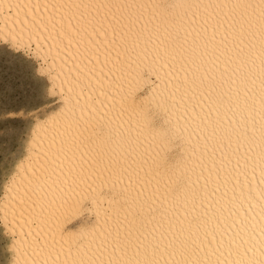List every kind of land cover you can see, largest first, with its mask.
<instances>
[{
    "label": "snow or ice",
    "instance_id": "6c2138e0",
    "mask_svg": "<svg viewBox=\"0 0 264 264\" xmlns=\"http://www.w3.org/2000/svg\"><path fill=\"white\" fill-rule=\"evenodd\" d=\"M18 148L0 264H264V0H0Z\"/></svg>",
    "mask_w": 264,
    "mask_h": 264
},
{
    "label": "bare ground",
    "instance_id": "6f19581e",
    "mask_svg": "<svg viewBox=\"0 0 264 264\" xmlns=\"http://www.w3.org/2000/svg\"><path fill=\"white\" fill-rule=\"evenodd\" d=\"M12 2H15V0H12ZM12 11H13V14H14L15 10L13 9ZM93 39L96 41L97 44H100L101 59H103V48H104V45L107 43V41L104 40L103 34H101L99 40H96L95 37H93ZM101 41H103V43H101ZM132 86H133V88H135L136 84L133 83ZM186 102L189 103V112L192 113L193 116H195V113L192 112V108H191V105L194 104L195 101H191V102L186 101ZM196 111H199V107H197ZM174 150H175L174 146L165 145L163 151L161 152V156L163 157L165 155V153H171ZM20 159H22V157H20L16 161V163ZM239 179L241 181H243L244 177L240 176ZM105 192H107V189H105ZM104 203H105V206H106L107 203H108L107 199H105ZM94 211H95V205L91 206L90 202L86 201L82 214L79 217H77V218L69 220V223H72V225L69 228V230H76V229L81 228V227H90V226H92L95 223V220H96L95 215H94ZM73 212H75V209L69 210V215H72Z\"/></svg>",
    "mask_w": 264,
    "mask_h": 264
},
{
    "label": "rangeland",
    "instance_id": "374dc122",
    "mask_svg": "<svg viewBox=\"0 0 264 264\" xmlns=\"http://www.w3.org/2000/svg\"><path fill=\"white\" fill-rule=\"evenodd\" d=\"M20 157H23V152L19 148L16 150L14 155H6L2 164V171H0V181H2L6 174L10 173L14 169L15 163Z\"/></svg>",
    "mask_w": 264,
    "mask_h": 264
}]
</instances>
